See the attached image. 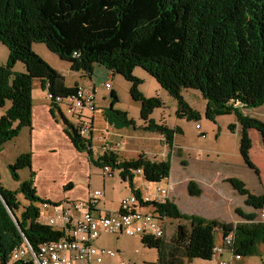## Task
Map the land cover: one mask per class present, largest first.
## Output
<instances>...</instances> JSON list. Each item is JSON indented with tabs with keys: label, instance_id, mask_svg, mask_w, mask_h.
I'll return each instance as SVG.
<instances>
[{
	"label": "trees",
	"instance_id": "obj_1",
	"mask_svg": "<svg viewBox=\"0 0 264 264\" xmlns=\"http://www.w3.org/2000/svg\"><path fill=\"white\" fill-rule=\"evenodd\" d=\"M33 43L45 45L83 76L90 77L99 65L122 77L130 84L132 100L141 103L140 117L147 126L144 129L160 134L169 150L175 135L182 131L148 119L151 110L161 103L157 98H143L138 91L141 80L132 71L144 70L176 101L178 119L199 121L200 114L183 95L186 90L198 91L206 102V120L235 116L240 126V157L258 175L249 157L248 130L258 132L264 147V122L243 115L238 106L255 109L264 105V0H0V44L8 50L7 61L0 66V109L10 104L0 117V147L23 128H31L33 83L39 81L50 96L52 117H59L72 147L86 151L99 168L117 170L130 193L140 197L134 186L136 171H141L146 182L158 184L170 176V155L161 162L149 161L143 155L124 160L106 148L93 161L92 119L87 140L58 107L59 101L75 96L78 86L67 87L64 78L31 51ZM18 62L25 73L13 72ZM109 99V107L102 111L105 121L114 129L133 126L125 113L115 109L118 100L113 91ZM228 130L233 132L234 125ZM30 166V155L26 154L9 169L16 178L18 170ZM226 182L244 197L246 207L253 211L264 207V195H252L239 179ZM20 192L28 205L18 219L14 194L0 184V264L9 260L12 249L21 242L20 233L34 247L61 238V233L38 221L40 212L34 203L46 201L36 197L32 180L21 184ZM201 193L194 181L188 182L190 197ZM145 206L169 220L188 223V227L178 224L169 240L140 237L144 247L156 250V264L208 261L216 232L221 239L232 234L235 253L242 258L255 255L258 246H264V224L255 222L254 212L235 209L244 222L233 224L184 214L167 199Z\"/></svg>",
	"mask_w": 264,
	"mask_h": 264
},
{
	"label": "rangeland",
	"instance_id": "obj_2",
	"mask_svg": "<svg viewBox=\"0 0 264 264\" xmlns=\"http://www.w3.org/2000/svg\"><path fill=\"white\" fill-rule=\"evenodd\" d=\"M31 51L58 72L64 78L66 85H72L74 80H82V78H78L82 73L72 71L68 61L60 59L50 52L45 45L33 43ZM5 56L7 61L8 50L0 44V62L2 57ZM13 72L25 73L23 64L16 63ZM132 74L141 80L138 91L143 98H157L161 103L159 108L151 110L148 119L154 121L157 125H164L169 129L179 128L182 131V134L174 137L175 143L181 150L179 154L172 156L170 161L171 178L153 184L146 182L140 174L135 173L134 177L137 184L140 182L148 183V195L157 197L162 192L166 195L167 185L171 181H176L177 186L174 196L182 213L215 220L218 223L244 222L235 214V209H240L237 208L240 206L247 210V213H251L253 210L251 208L247 209L245 204H241L244 197L234 192L227 182L228 185L224 186L228 191L223 192L216 199L208 195L190 197L185 192L182 183L186 178L198 181L207 174L214 176L217 169L222 168V163H229L231 169L246 178L247 185L241 179L234 177L243 182L249 193L252 195L264 194V148L258 143L256 136L252 135L251 161L255 163L258 175L243 163L239 155L238 144L236 145L239 130L236 129L234 132L228 130L231 120L234 119L232 116H221L214 122L206 120L204 118L205 100L198 91L186 90L188 93L183 92L185 93L184 98L200 114V118L197 122L178 119L175 114L177 110L176 101L150 75L141 68H135ZM95 81H97V85L95 86L94 98L97 109L94 113L83 110L80 118L72 116L66 107L67 104L71 103L69 99H65L58 106L61 114L75 127H81L84 121L90 123L93 118L92 160H97L109 145L114 148L116 143L120 144V149L115 153L116 155L119 152H126L128 156H132L131 151L140 147L142 149L145 147L153 149L152 144L156 146V138L160 134L144 129L147 126L140 117L141 103L132 100L129 93L130 84L119 75H115L109 80L104 77H96ZM105 83L110 84V90L104 87ZM111 91L115 93L118 100L114 106L115 109L125 113L128 119L133 122V126L112 129L105 121L102 111L109 107ZM41 92L44 93V90H41L38 82L35 81L32 89V104L42 103L39 102L38 98V94H41ZM191 93H197L198 98ZM48 102L50 103L49 100ZM5 106L9 107V102ZM3 114L4 111L0 109V117ZM55 118L56 120L54 119L52 124H48L49 126L35 124L34 132L31 130L32 126L31 128H23L17 137L7 141L0 147V184L5 190L14 194L18 204V209L15 211L16 217L19 219L23 208L28 205V201L20 192V186L30 180H32L36 197L41 201H49L55 204L64 202L85 203L87 201L85 197L89 190L100 189L105 194L100 201L105 207L114 208L122 198L130 195L128 183L120 179L117 170L113 171L111 178L104 177L101 168L89 160L86 151L72 147L63 133L61 120L58 116ZM196 124L199 125V130L195 128ZM89 130L83 135V138L87 140L90 138ZM26 154L30 155L31 166L30 168L18 170L16 178H14L9 167L16 162L19 156ZM34 206L40 207L39 203H34ZM147 211H149V207L142 210V212ZM48 217V213L41 211L39 222L47 223ZM168 222L164 237L166 240L170 239L178 224H184L188 227V223L182 220L168 219ZM220 240V234L216 232V243H219ZM97 244L103 248L116 251L119 254V262L125 264H156V250L144 247L139 236L132 238L123 234H115V236L103 234L98 239ZM119 262L114 264H119ZM188 264L208 263L204 260L193 259ZM239 264H264V246H258L255 255L242 258Z\"/></svg>",
	"mask_w": 264,
	"mask_h": 264
},
{
	"label": "built area",
	"instance_id": "obj_3",
	"mask_svg": "<svg viewBox=\"0 0 264 264\" xmlns=\"http://www.w3.org/2000/svg\"><path fill=\"white\" fill-rule=\"evenodd\" d=\"M104 87L111 89L109 83H105ZM47 98L50 100L49 95ZM69 100L71 103L67 104V110L72 116L78 118L81 117L83 110L94 113L97 109L94 91H86L79 86L75 96ZM63 101H59V104ZM195 128L200 129L197 124ZM89 129H91V121L90 123L84 121L82 126H79L80 135L83 137ZM101 170L104 177L113 176V171L109 167L105 166ZM136 174H141V171L137 170ZM102 197L103 193L96 190L88 193L85 203L55 204L47 201L39 203V212L49 214L47 223L42 224L61 233V238L34 247L30 245L23 233H20L21 242L12 249L10 258L5 264H113L119 262L115 260L118 255L116 251L97 248L93 245L102 234H123L128 237L139 236L152 239L165 237L168 219L159 215L151 207L149 211L142 212L146 203L150 201L163 202L165 199L163 192L158 194L156 200H152L147 195L137 197L130 193L121 200L117 211L98 215L93 212V209ZM253 212L255 222L264 224V207ZM241 259L242 257L236 254L233 248L232 234H228L221 239L220 245H214L212 256L207 263L239 264ZM119 264L125 263L119 262Z\"/></svg>",
	"mask_w": 264,
	"mask_h": 264
},
{
	"label": "crops",
	"instance_id": "obj_4",
	"mask_svg": "<svg viewBox=\"0 0 264 264\" xmlns=\"http://www.w3.org/2000/svg\"><path fill=\"white\" fill-rule=\"evenodd\" d=\"M5 59H6V56L4 58L2 57V60L0 62L1 66L6 63ZM114 76H115L114 74H112L110 71H107L102 66L96 65L94 67L93 73H92V75L90 77H84L83 75H80V76H78V78H80V79L82 78V80H80V81L74 80L72 85H66L65 80H64V82H65V85L67 87H72L74 85H77L79 87H82L86 91H95V86L97 85V81H95L96 77H99V78L100 77H104L105 79L109 80V79H112ZM85 78H87L88 80H86ZM36 82H38V84L40 86L39 81H36ZM40 88H41V86H40ZM41 90H42V88H41ZM45 93H46V91H44V93L41 92V94H38L39 102H42V103H40V104L38 103L37 105L36 104H32V129L31 130L33 132H34L35 124H41L42 126H45V125L49 126L48 124H52L54 122V118L52 117V114H51V111H50V103L48 102L49 99L47 98V93L46 94ZM185 93H188V92H185ZM191 94L194 97L198 96L197 93H191ZM188 104L190 105V107L192 109H195V108H193L191 106L190 102H188ZM205 104H206V102H205ZM9 106H10V104H9ZM8 108L9 107L4 106L2 108V110L5 112ZM238 108L240 109V111L242 112L243 115H246V116H249V117H252V118H255V119H258V120L264 122V105H262V106H260L258 108H255V109H244V108H241L240 106H238ZM204 110H205V105H204ZM228 116H232L234 118L230 122V125H234L233 132L236 129L239 130L238 138L236 139V145L238 144V151H239L240 126L237 123L236 118H235L234 115H228ZM217 118L215 120H217ZM92 127H93V118H92ZM110 128H112V127H110ZM112 129H114V128H112ZM112 129H108V130H112ZM257 134H258V132H256L255 130H248V135H249V138L251 140V143H252V135H254V136H256V138L258 140V143H260L263 146L261 137H260L259 134H258L259 135V137H258ZM176 136H178V135H176ZM156 140H157L156 141L157 148L153 144H152V148L153 149H149V148H146V147L143 148V149L141 147L140 148H134V150L131 151L132 156H128L126 154V152H119L118 153V157H119V159L131 160V159H137L139 157V155H143L149 161L161 162V161L167 160L168 155H170V161H171L172 160V156H174L177 153L178 154L180 153L181 148L175 143V140L173 142V148L171 150H169L168 146L163 142L164 139H163V137L161 135L158 136L156 138ZM108 149L111 150V151H114L115 153H117L119 151V149H120V144L116 143L114 148L113 147L111 148V145H109ZM116 149H118V150H116ZM251 150H252V148L249 151L250 160H251ZM251 162H253V161H251ZM253 165L255 166V163ZM229 166H230L229 163H222V168L221 169H217V172H216V174L214 176H211L210 174H207L206 176L201 177L200 179H198V181L194 180L192 178H186L184 180V182L182 183L185 192H187V184L191 180L196 182V184L202 190V194L200 195V197L208 195L209 197H212L213 199H216V198L220 197L223 194V192H227L228 191L226 186H224V185H228L226 183V181L228 179L237 177V178L241 179L242 181H244V183L246 184V182H245L246 178H244V176H242L241 174H238L235 170L231 169ZM171 175H172V170L170 171V176H169L168 180L171 178ZM147 184L146 183L144 184V183H141V182L137 184V181H136V179L134 177L135 189L139 190L141 195L149 196L148 195V185ZM176 186H177V182L176 181H171V183L167 185L168 191L166 192L165 199L173 202L174 204L176 203L175 205L178 207V204H177V202L175 200V196H174L175 195L174 191L176 189ZM96 190H100V189H96ZM96 190H94V191H96ZM90 191L91 190H89V192ZM103 195L105 196V194H103ZM260 195H264V194H260ZM256 196H259V195H256ZM150 198L152 200H156V196L155 197H150ZM85 199L86 200L88 199V194L86 195ZM122 199H124V198H122ZM100 200L97 202V204L94 206V209H93V212L98 214V215H104L105 213H110V212L117 211L118 208H119V204L121 202V200H120L118 202V204L114 208H112V207L108 208V207H105L103 205L102 201H100ZM241 204H244V198H243V201H242ZM237 208H240L244 213H247V210H244V208H242L240 206H238ZM247 209H250V208L247 207ZM179 210H180V208H179ZM233 224H236V223H233ZM108 235L115 236V234H108ZM98 239L93 243V245L95 247H97V248H103V247H101V246H99L97 244ZM220 239H221V236H220ZM220 244H221V240H220L219 243H216V245H220ZM115 260L119 261V254L117 255Z\"/></svg>",
	"mask_w": 264,
	"mask_h": 264
},
{
	"label": "water",
	"instance_id": "obj_5",
	"mask_svg": "<svg viewBox=\"0 0 264 264\" xmlns=\"http://www.w3.org/2000/svg\"><path fill=\"white\" fill-rule=\"evenodd\" d=\"M13 219H14V217L13 216H11Z\"/></svg>",
	"mask_w": 264,
	"mask_h": 264
}]
</instances>
